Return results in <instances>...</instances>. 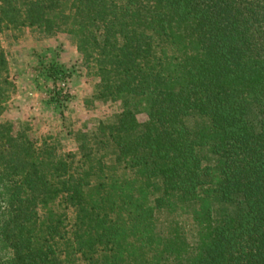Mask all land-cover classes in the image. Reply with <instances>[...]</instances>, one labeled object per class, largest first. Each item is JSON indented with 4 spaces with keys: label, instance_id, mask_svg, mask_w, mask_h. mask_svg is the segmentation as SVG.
<instances>
[{
    "label": "trees",
    "instance_id": "16d2710c",
    "mask_svg": "<svg viewBox=\"0 0 264 264\" xmlns=\"http://www.w3.org/2000/svg\"><path fill=\"white\" fill-rule=\"evenodd\" d=\"M25 31L107 112L73 153L0 122V264H264V0H0ZM15 91L0 42V118Z\"/></svg>",
    "mask_w": 264,
    "mask_h": 264
},
{
    "label": "rangeland",
    "instance_id": "374dc122",
    "mask_svg": "<svg viewBox=\"0 0 264 264\" xmlns=\"http://www.w3.org/2000/svg\"><path fill=\"white\" fill-rule=\"evenodd\" d=\"M36 37L28 31L18 41L9 34L0 37L16 88L0 122L10 121L16 128L27 124L34 138H54L60 151L73 153L76 151L74 135L91 132L107 111L100 106L89 110L84 107L94 82L80 67L74 43L67 37L43 41ZM51 65L60 68L61 79L64 77L67 81L63 107L50 101L55 87V81L48 76ZM68 217L71 222V211Z\"/></svg>",
    "mask_w": 264,
    "mask_h": 264
},
{
    "label": "built area",
    "instance_id": "2783aa9c",
    "mask_svg": "<svg viewBox=\"0 0 264 264\" xmlns=\"http://www.w3.org/2000/svg\"><path fill=\"white\" fill-rule=\"evenodd\" d=\"M67 81H65L64 79H60L59 78V80H57L56 82H55V87H54V89H53V92H52V95H51V97L54 95L55 96V93H59V95L61 96V97H63L64 98V96H65V93H66V85H67V83H66Z\"/></svg>",
    "mask_w": 264,
    "mask_h": 264
}]
</instances>
